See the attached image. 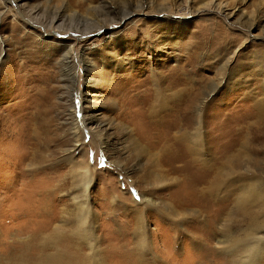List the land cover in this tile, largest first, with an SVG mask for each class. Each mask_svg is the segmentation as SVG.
Masks as SVG:
<instances>
[{"label":"rangeland","instance_id":"obj_1","mask_svg":"<svg viewBox=\"0 0 264 264\" xmlns=\"http://www.w3.org/2000/svg\"><path fill=\"white\" fill-rule=\"evenodd\" d=\"M138 1L30 0L27 7L16 8L21 18L29 15L28 11L39 9L37 17L46 26L54 15L63 12V21L56 26L61 24L64 29L75 28L82 33H97L98 26L94 24L97 20L104 23L103 6L121 9L111 15L120 23L114 31L93 33L88 42L81 44L70 84L63 80L62 62L67 45L74 42L72 39L28 31L14 13L7 12L5 22L0 23V252L3 254L14 251L11 244L14 239L27 241L30 231L44 225L43 214L49 211L54 215L56 209L71 206L72 196L83 195L85 180L78 176L75 163L87 156L93 166L88 196L97 237L93 243L99 256L110 264H124L120 259L129 249L125 251L121 246L132 248L140 242L134 233L138 224L139 229L143 226L138 220L140 211L147 220L144 224L147 244L156 246L159 252L160 248L166 249L159 258L163 264H202L205 259L206 254L200 251V245H205L202 242L205 228H200L196 220L173 223L142 202L145 196L159 205L173 204L172 200H177L183 189L176 190L173 185H156L152 189L147 184L134 183L138 171L145 170L149 163L144 154L133 150L134 140L125 142V129H131V137L155 153L152 148H161L157 147L159 140L161 145L165 144L171 125L167 118L165 124L163 116L153 115L160 110H152L153 106L181 100L179 97L188 88H207L218 85L222 79L229 83L231 72H235L232 82L238 83L233 84L234 90L209 97L213 101L206 108L209 115L204 128L213 130L206 135L205 143L212 149L209 152L212 156L222 149H233L232 153L241 149L235 145L236 133L246 121L256 118L253 97L264 91L261 89L264 74L260 73L264 57V0H153L151 9L145 8L124 19L126 12L135 10ZM170 3L177 5V18L155 16L153 10ZM214 3L226 5V13L232 16L225 18L202 11ZM3 7L0 4V11ZM254 18H260V24L250 28ZM216 35L224 41L219 54L211 46ZM199 42L203 48L193 59L191 52ZM75 46L78 52L79 45ZM226 59L229 62L224 71L221 67ZM241 74L243 80L238 79ZM94 100L95 105L90 106ZM72 106L78 111L83 108L81 115H76L79 120L86 116L96 123L95 128L106 130L107 145L101 146L88 132L89 123L85 126L82 121V138L80 143L75 142ZM226 130L230 133H225ZM225 141L227 145L220 144ZM73 150L78 151L71 153ZM249 155L264 163L263 153ZM111 158L120 159L123 165L115 166ZM57 180L62 191L46 206L39 187L51 186ZM227 205L218 202V208L209 210V219L221 216V210L229 209ZM218 241L209 244L210 248H220ZM150 255L149 259L153 257ZM207 259L211 261L214 257Z\"/></svg>","mask_w":264,"mask_h":264},{"label":"bare ground","instance_id":"obj_2","mask_svg":"<svg viewBox=\"0 0 264 264\" xmlns=\"http://www.w3.org/2000/svg\"><path fill=\"white\" fill-rule=\"evenodd\" d=\"M29 1L0 0V4L4 6L2 11H0V23L5 22L7 12L14 13V17L20 19L24 29L28 31L37 33L39 30L41 34L43 32L54 34L61 40L72 39L74 42L67 45L68 47L65 50L67 52L65 53L62 66L64 82L73 83L75 63L78 59L81 44L88 42L90 40L89 36L96 32L82 33L80 30H75V28L74 30L64 29L59 26L61 24L56 26L58 22L62 23L63 21L64 15L62 11V13L54 15L47 26L42 23V18L40 20L37 17L39 9L33 12V10L28 11L30 9L27 8L29 15H24L22 18L21 16L18 17L19 13L15 11L16 8L27 7L28 4L26 3H29ZM137 3L135 4V10L129 13L126 12L127 14L123 16L124 19L132 13L142 12L145 8L151 9L152 4H154L153 0H140ZM117 9L120 8L113 5L103 6V10L106 11L105 15H103L105 16L104 23L97 20V23L94 24V27L98 26V28L96 27L98 29L97 33H102L106 29L114 31L120 24L111 16L116 13ZM177 9L176 3L161 4L153 12L159 18L161 16L177 18ZM202 11L204 13H217L225 18L232 16L226 13V5L222 3H214V5L203 8ZM259 24L260 18H254L250 21L249 26L250 28H256ZM223 44L222 37L218 35L214 36L211 41V46L217 54H219L218 50ZM75 45H79L78 52ZM202 46L203 44L199 42L193 47L191 58L195 59L198 56V52L203 48ZM228 62V59H226L225 64L221 67L222 70H227ZM260 64L262 68L260 73L264 74V57L261 58ZM231 73L233 74L231 77L229 76L231 78L229 83L226 82L227 79H222L218 85H212L207 88H197L195 90L188 88L185 89L186 93L183 94V97H179L181 100L174 101L173 99L169 104L164 103L161 106H159L160 104L157 107L153 106L152 110L160 109L158 112L155 110L153 115L156 113L163 116L165 124H167V118L169 125H171L169 136L167 139L165 138V144L161 145V140H159L157 147L161 148H152V150H156L155 153L141 146L140 140L133 139L131 137L133 133L131 129H125V142L134 140L132 142L136 145V148H133V150L139 155L144 154L149 163V167L145 168V170L140 169L138 171V175L134 177V183H144L152 189L156 185H173L176 190L183 189L179 193L180 198L172 200L173 204L166 202L159 205L156 201H153V198L147 199L145 196H143L142 202L147 203L146 208H148V205L153 206L154 212H159V214L166 216L173 223L183 222L186 219L195 223L194 220H196V224L200 228L206 229L204 235H202L205 237L202 239L205 245H200V251L206 254L204 256L205 259L202 258V260L204 259L201 262L202 264H264V163L254 158L252 159L249 155L250 153L254 156L261 153L264 154V91L253 97V106L257 112L256 118L250 122L246 121L236 133L235 145L236 147L240 146L241 149H237L234 153H232L233 149H222L216 156H212L209 155L212 149L205 143L206 135L209 134L210 130H213L212 127H210V130L204 128L206 118L209 115L206 108L213 101L209 97L212 94L215 96L222 91L235 89L233 84L238 82H232L236 77L235 72ZM239 78L243 80V74L238 76ZM259 84L263 83L260 82ZM261 89L264 90V84ZM160 92L161 89L155 95L159 97ZM180 95L178 94V96ZM92 105H95V100L90 103V106ZM165 109H167L166 113ZM82 110L83 108L78 111L75 106H72V112H70L73 120L71 125L73 137L76 138L75 142L80 143L79 140L82 138L80 137L82 134L80 124L82 121L83 125L86 122L89 123L86 124L88 128L89 125L91 126L88 132L92 137L99 140L101 146L107 145L105 140L106 130L101 127L95 128L96 123L92 119H87L86 116L81 117V120L76 117L77 114L81 115ZM223 117L224 115L220 119L222 120ZM229 130H226L225 133H230ZM220 144L227 145L228 142L225 141V143L221 142ZM251 146L255 149H251ZM258 147L262 148V150ZM75 151L78 150H73L71 153ZM116 158H111L114 159L113 164L122 166L120 159ZM75 169L78 176L85 180L83 195L81 197L72 196L71 206L56 209L54 215L49 211L47 212L49 214H43L46 217L43 222L44 225H38L35 230L30 231L31 235L29 239L27 238V241L21 238L14 239L11 242L15 248L13 249L14 251L10 252L7 250V254L0 252V264H110L109 260L106 261L104 256H101V254L99 256V250H96V244L93 243V240H97V237L93 225L95 220L90 218L91 208L88 196L89 186L93 181L91 176L93 166L88 157L86 156L85 158L84 156L81 161L75 163ZM191 171L196 174L190 177ZM199 175L201 177L197 180ZM58 181L51 186L39 187L41 189L39 195L41 196L42 194V198L44 195L45 198H43L42 202L46 206L51 205L53 198H55L54 196L62 191ZM36 196L38 197V195ZM221 201L226 202L229 209L225 208L221 210V213L219 212L221 216L218 214L216 218L212 217L213 219H209L211 217L208 214L209 210ZM55 205H57L56 202ZM195 207L196 209H192ZM137 213L139 214L138 220L143 226L139 229V224L137 223L134 233L137 239H140V242L132 248H129L132 245L121 246L125 251L128 248L129 252L126 255L124 254V257H120V260L124 264H163L159 258L161 257L160 254L164 253L166 249L160 248L162 250L160 253L156 246L151 247L147 244L144 226L147 220L142 215V212L138 211ZM216 239H219L217 246L220 248H210L209 244ZM150 254L153 256L151 259L148 258V256H151ZM210 256L214 257L211 261L207 259Z\"/></svg>","mask_w":264,"mask_h":264}]
</instances>
